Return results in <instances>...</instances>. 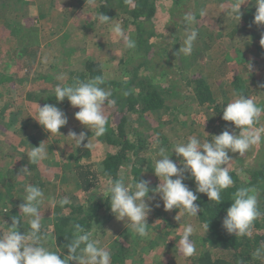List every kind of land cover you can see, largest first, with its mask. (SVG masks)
<instances>
[{"label": "rangeland", "instance_id": "rangeland-1", "mask_svg": "<svg viewBox=\"0 0 264 264\" xmlns=\"http://www.w3.org/2000/svg\"><path fill=\"white\" fill-rule=\"evenodd\" d=\"M126 1L132 0H0V193L7 188L13 192L11 207L7 209L0 205V235L7 233L12 217L20 215L19 205L23 203L28 184L36 185L44 192L40 208L42 232L51 229L53 209L65 195L85 200L86 196L80 195L72 166L88 162L100 169L103 143L75 119L78 108L55 105L68 120L59 130L62 136L49 135L33 118L37 113L36 105L43 106L45 97L55 94L56 86H66L69 73L83 71L87 61L99 62L104 79L109 82L129 80L134 68L143 63L144 53L138 51L128 9L121 6ZM154 1L156 13L146 25L145 36L153 29L157 38L145 44L151 50L149 62L141 68L146 69L144 72L156 86L173 88L177 96L168 97V111L128 116L127 130L129 134L135 132L130 134V139L137 143L132 164L139 167L141 180L148 182L150 189L146 201L151 208L147 234L139 236L126 220L118 221L110 211L108 218L96 220L90 231L91 237L107 248L111 256L119 254L123 264H192L205 252H210L214 259L229 261L227 252L208 243L197 217H191L179 208L164 209L160 195L152 191L160 183L153 170L159 147H165L171 155L173 145L186 143L190 136L203 142L211 141L213 136L225 130L238 135L239 129L224 121L221 114L239 95L244 94L264 107V46L260 43L264 25L253 23L255 0H179L180 4H174V0ZM105 4L111 7L107 16L113 21L100 23L97 17L101 12L104 14L102 7ZM239 4L240 21L233 10V6ZM188 14L201 18L186 23ZM114 22H119L123 33L136 42L134 49H128L123 38L111 33ZM193 30L198 36L192 54L185 56L178 50L183 46L186 34ZM61 76L63 79H59ZM195 76L205 79L214 98L224 107L218 114L196 101L192 85H188ZM105 89L119 91L113 86ZM113 110L104 109L107 127L113 126ZM254 127H264V113ZM70 131L87 133L94 145L89 157H76V144L67 138ZM42 142L47 159L31 164L27 153ZM261 152L264 153L262 142L243 155L229 152L233 159L228 165L229 171L245 179V171L264 164ZM170 159L182 167V158L174 152ZM25 167L30 174L19 175ZM120 178L131 186L132 191L135 190L131 168L122 169ZM103 190L100 189L99 195H103ZM18 195L22 196L21 200ZM6 198L1 203H5ZM4 214L8 215L7 219ZM177 215L178 220L175 219ZM20 219L18 230L27 233L29 220ZM188 224L193 227L191 239L196 252L191 257H184L179 252L178 242ZM42 243L60 254L61 259L68 255L65 250L53 247L46 237Z\"/></svg>", "mask_w": 264, "mask_h": 264}, {"label": "clouds", "instance_id": "clouds-1", "mask_svg": "<svg viewBox=\"0 0 264 264\" xmlns=\"http://www.w3.org/2000/svg\"><path fill=\"white\" fill-rule=\"evenodd\" d=\"M243 4V3H242ZM256 13L253 23L264 25V0H255ZM239 5H234L233 10L236 19L240 21ZM203 15V13H201ZM100 23L113 21L102 12L97 17ZM186 23H194L195 18L188 14L185 16ZM110 31L117 38H123L128 49H134L136 42L127 37L119 22H114ZM198 32L196 30L187 33L183 46L178 52L185 56L192 54L194 42ZM261 45L264 46V35L261 37ZM250 65H248V68ZM63 79V77H59ZM105 81L102 75H97L88 80L77 79L73 85L55 87V100L57 103L67 98L73 108H78L75 119L86 129L94 133L95 137L103 136L107 131L108 119L106 118L105 107L114 108L117 101L112 97L110 90L102 87ZM127 95V93H124ZM37 113L33 118L44 130L50 134L61 135L59 130L68 123L64 112L55 105H36ZM222 119L231 122L239 129V134L223 131L213 136L211 141L201 142L195 136L188 137L186 143L173 145L174 152L181 159L182 167L170 159L168 150L159 147L156 153L153 173L158 177L160 183L152 191L160 195L163 207L166 211L180 209L191 217H198L201 209L197 201V193L205 194L209 201L218 205L222 202L221 193L233 186L234 181L229 173L228 165L233 160L229 155L239 153L243 155L252 146L260 144L264 140V127H254L259 121L264 107L257 105L252 98L241 94L229 102L222 111ZM62 136V135H61ZM64 137V136H63ZM67 138H71L78 147L91 149L94 145L90 142L86 132L76 133L70 131ZM85 140L87 142L85 143ZM43 142L38 147H31L27 153L31 164H39L47 159V150ZM190 173L196 184L195 192L183 181L184 173ZM30 174L25 167L20 174ZM176 177V179H172ZM110 188V210L118 221H127V225L139 236L147 234V218L151 208L146 201L149 199L148 182L141 180L131 186L126 185L123 178L109 179ZM23 203L19 205L20 215L12 217L11 226L7 227V233L0 235V264H111V253L107 248L99 245L98 240L91 237L81 224L73 225V239L67 243L68 255L61 259L60 254L51 251L42 243L41 233V205L44 200V192L36 185L25 186ZM68 198H62L58 203L60 206L68 204ZM53 204L57 203L52 201ZM261 215L258 207L257 190L253 187H240L234 194L231 206L222 222V227L229 235L244 237L251 235V228L254 221ZM20 217L28 218L30 228L23 234L18 230L21 227ZM178 220V215L175 218ZM203 227L208 231L209 224ZM193 227L185 225L183 234L179 239V252L184 257H191L196 252L195 244L191 239ZM177 246V245H176ZM254 256H264V244H261L254 252Z\"/></svg>", "mask_w": 264, "mask_h": 264}, {"label": "trees", "instance_id": "trees-1", "mask_svg": "<svg viewBox=\"0 0 264 264\" xmlns=\"http://www.w3.org/2000/svg\"><path fill=\"white\" fill-rule=\"evenodd\" d=\"M108 1L110 2L111 0ZM174 1V4L178 2L180 4L179 0ZM124 3L130 4L131 7L129 6L130 8H128ZM106 6L102 7L104 14L110 15L111 7ZM121 6L128 9L126 12L130 16L131 23L134 26L137 36V48L138 51L144 53V59L142 61L143 63L134 68L133 74L129 80L123 82H109L104 79L105 83L102 87L113 86L119 91H113L111 97L117 101L116 106L113 108V126L107 127L106 133L98 138L99 142L103 143L104 146V155L100 164V169L97 165L88 162L75 163L72 166L80 195L86 196L85 200L79 201L74 195H65L70 202L63 206H60L58 203L54 207L53 214L51 215V229L44 232L41 231L43 237L50 239L53 247L56 249H63L67 253V243L73 239V225L79 223L90 232L96 220L109 217V215H107L111 211L109 204V179H118L120 178V171L122 169L131 168L133 184L141 181L139 167H136L134 163L132 164V157L135 154L137 143L130 139V134L135 132L132 131V133L129 134L127 130L128 116L131 114H155L160 111H168L169 107L166 103L168 97L172 98L177 96L173 88L164 89L160 86H156L144 72L146 69L141 68L144 63L147 64L149 62L148 57L151 49L145 44H150L154 38H157L153 29L149 31L147 37L145 36L146 25L150 23L156 13L155 1L132 0L129 2H122ZM194 18L200 20L201 17L196 15ZM141 69L144 70L140 72ZM97 75L103 76L101 64L95 61H87L83 71H73L69 73L66 86L73 85L77 79L88 80ZM141 77H143L144 80H142ZM138 80H140V82L135 86ZM189 84L192 85L195 99L199 105L206 106V108L214 111V114H218L219 110L224 108L221 107L219 101L214 98L204 78L195 76L191 81H188V85ZM133 85L135 88H132ZM124 93H127V95H124ZM49 103L61 105L62 108L71 107L67 98L57 103L55 94L46 96L42 102L43 105ZM86 142L87 140H85V143ZM262 143H264V140H262ZM90 151V149L80 148L76 145L77 158L89 157ZM261 155L264 159L263 152H261ZM229 173L234 184L221 193L222 202L219 205L214 201H209L205 194L200 193H197L198 199L195 201L201 209V212H198L199 216L197 217V221L202 229H204L208 243L214 248L227 252L229 261L214 259L210 252H205L194 259L192 264H264V256L260 258L254 256L255 250L261 244H264V164H262L260 168L245 171L244 174L246 178L243 180L238 173L234 171H229ZM183 182L195 192L196 184L194 179L190 176V173H184ZM240 187H253L257 190L258 207L261 212V215L253 223L251 235L244 237H236L234 234L229 235L222 227L227 209L232 204L233 194ZM100 189H104L103 195H99ZM12 193L10 188L5 189L4 193H0V203L7 197V201L1 203V206L7 209L11 207L13 199ZM18 196L21 200L22 196ZM19 202L18 200V204H20ZM9 215L12 216L13 214L9 213ZM7 216L8 215L5 216V219H7ZM204 224H209L208 231L203 227ZM119 259V254H113L111 256V264H123Z\"/></svg>", "mask_w": 264, "mask_h": 264}, {"label": "crops", "instance_id": "crops-1", "mask_svg": "<svg viewBox=\"0 0 264 264\" xmlns=\"http://www.w3.org/2000/svg\"><path fill=\"white\" fill-rule=\"evenodd\" d=\"M235 51H237L236 49H234ZM96 62V61H95ZM244 78V77H243Z\"/></svg>", "mask_w": 264, "mask_h": 264}]
</instances>
